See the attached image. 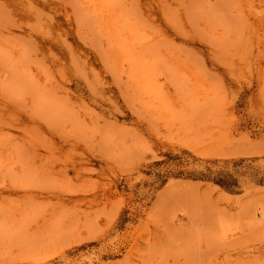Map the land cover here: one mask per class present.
Instances as JSON below:
<instances>
[{
	"label": "rangeland",
	"instance_id": "374dc122",
	"mask_svg": "<svg viewBox=\"0 0 264 264\" xmlns=\"http://www.w3.org/2000/svg\"><path fill=\"white\" fill-rule=\"evenodd\" d=\"M0 264H264V0H0Z\"/></svg>",
	"mask_w": 264,
	"mask_h": 264
}]
</instances>
